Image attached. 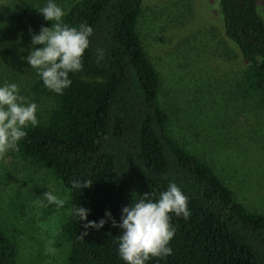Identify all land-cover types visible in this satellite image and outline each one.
<instances>
[{"label":"trees","instance_id":"16d2710c","mask_svg":"<svg viewBox=\"0 0 264 264\" xmlns=\"http://www.w3.org/2000/svg\"><path fill=\"white\" fill-rule=\"evenodd\" d=\"M144 0H78L64 21L93 26L83 70L53 97L55 106L36 127L29 126L17 151L47 167L70 190L72 209H89L88 220L106 219L100 229L84 228L69 214L62 236L66 264H124L117 251L123 206L149 193L155 199L175 182L188 197L190 216L172 215L173 254L147 264H264V213L248 210L214 168L179 144L170 132L161 97V78L138 32ZM226 35L251 63L246 92L264 93V19L254 0H220ZM39 19L37 27L50 26ZM98 49L104 57L97 61ZM73 179L92 180L71 189ZM0 226V264H15L18 247Z\"/></svg>","mask_w":264,"mask_h":264},{"label":"rangeland","instance_id":"374dc122","mask_svg":"<svg viewBox=\"0 0 264 264\" xmlns=\"http://www.w3.org/2000/svg\"><path fill=\"white\" fill-rule=\"evenodd\" d=\"M77 1L56 3L67 13ZM45 3L0 0V84L17 83L37 104L38 121L55 102L24 57L44 18L36 7ZM220 7V0H144L138 32L159 72L174 139L211 165L248 210L264 213V93L246 92L251 63L226 35ZM50 187L60 196L67 189L17 149L0 156V226L17 244L15 264H66L61 230L72 197L64 208L48 205L42 194Z\"/></svg>","mask_w":264,"mask_h":264},{"label":"clouds","instance_id":"9594fccd","mask_svg":"<svg viewBox=\"0 0 264 264\" xmlns=\"http://www.w3.org/2000/svg\"><path fill=\"white\" fill-rule=\"evenodd\" d=\"M254 2L255 14L264 19V0ZM36 8L43 14L44 20L51 23L50 26H42L38 33L32 35L31 47L24 59L28 66L35 69L45 88L62 95L72 84L69 74L83 70L82 59L90 46L94 28L87 22L78 26L66 23V12L56 0H46L43 7ZM103 57L104 50L98 49L97 61ZM36 113L37 104L21 93L17 83L0 84V156L17 149L27 136L28 127L38 125ZM92 183L90 179H73L71 189L81 190L90 187ZM42 195L48 205H55L57 209L64 208L71 198L68 189L60 196L54 187L48 188ZM89 211L83 206H77L71 214L84 222L85 229L102 228L106 219L88 220ZM190 214L188 197L175 182H171L155 199L145 193L139 199H133L131 204L123 206L118 222L108 210L105 217L111 218L113 226L122 230L117 237V251L124 264H147L152 258L163 259L173 254L169 246L175 234V228L170 222L172 215L187 219ZM45 251L54 253L55 249L47 247Z\"/></svg>","mask_w":264,"mask_h":264}]
</instances>
